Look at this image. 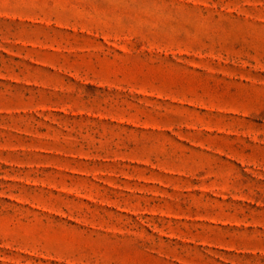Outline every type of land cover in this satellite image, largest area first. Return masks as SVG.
Returning <instances> with one entry per match:
<instances>
[{
  "label": "rangeland",
  "instance_id": "1",
  "mask_svg": "<svg viewBox=\"0 0 264 264\" xmlns=\"http://www.w3.org/2000/svg\"><path fill=\"white\" fill-rule=\"evenodd\" d=\"M0 264H264V0H0Z\"/></svg>",
  "mask_w": 264,
  "mask_h": 264
}]
</instances>
